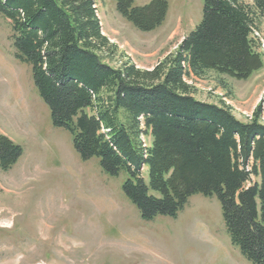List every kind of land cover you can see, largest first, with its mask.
<instances>
[{"label": "trees", "instance_id": "trees-1", "mask_svg": "<svg viewBox=\"0 0 264 264\" xmlns=\"http://www.w3.org/2000/svg\"><path fill=\"white\" fill-rule=\"evenodd\" d=\"M117 6L150 31L168 0ZM202 9L195 29L148 69L109 61L118 46L95 0H0L17 57L31 64L39 96L80 156L99 157L110 175L125 172L124 192L146 219L176 216L191 195H216L232 243L264 264V99L243 120L223 100L198 99L189 82L210 71L247 79L264 66L256 35L264 0H204ZM23 151L0 135V169Z\"/></svg>", "mask_w": 264, "mask_h": 264}, {"label": "rangeland", "instance_id": "rangeland-1", "mask_svg": "<svg viewBox=\"0 0 264 264\" xmlns=\"http://www.w3.org/2000/svg\"><path fill=\"white\" fill-rule=\"evenodd\" d=\"M95 2L103 33L118 46L109 59L116 66L128 57L153 68L203 18L204 0H168L164 21L143 31L118 12L117 0ZM256 35L264 56V18ZM189 82L198 99L223 100L243 120L264 99V66L247 79L210 71ZM39 95L31 64L17 57L11 24L0 13V135L24 150L0 169V264L252 263L232 243L216 195H191L176 216L143 218L124 192L127 174L110 175L97 156L82 158Z\"/></svg>", "mask_w": 264, "mask_h": 264}]
</instances>
